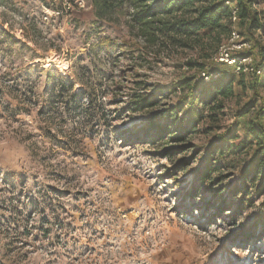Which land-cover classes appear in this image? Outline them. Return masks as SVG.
<instances>
[{
  "label": "rangeland",
  "instance_id": "1",
  "mask_svg": "<svg viewBox=\"0 0 264 264\" xmlns=\"http://www.w3.org/2000/svg\"><path fill=\"white\" fill-rule=\"evenodd\" d=\"M83 1L0 3V264H264V194L239 178L250 148L211 156L200 178L250 93L199 104L198 122L180 113L182 142L144 133L182 101L178 83L222 69L228 33L147 43L127 11L99 19ZM135 93L159 102L133 112Z\"/></svg>",
  "mask_w": 264,
  "mask_h": 264
},
{
  "label": "trees",
  "instance_id": "2",
  "mask_svg": "<svg viewBox=\"0 0 264 264\" xmlns=\"http://www.w3.org/2000/svg\"><path fill=\"white\" fill-rule=\"evenodd\" d=\"M5 1L0 0V3ZM87 1L92 7L94 16L99 19L114 12L127 11L138 37L147 43H155L160 38H169L185 47L208 39L214 32L229 33L233 24L230 21L231 11L226 2L234 4L237 9L235 26L248 37L245 41L251 43V51L244 52L242 55H254L255 66L261 73L253 77L236 75L228 66L219 64L218 67L222 69L211 72L212 76H209L207 81L193 83V78L184 79L177 85V88L185 92L182 101L164 112L160 111L158 115H152L147 121L144 133L152 143L165 140L182 142L194 125L189 123L184 125L182 120L179 122L180 113L190 112L196 116L195 121L198 122V118H202V111L196 108L199 104L214 110L222 108V101L225 99L238 96L239 93H250L248 100L234 112L233 125L213 137V143L210 144L206 154L208 162L200 178L204 181L213 172L211 156L224 158L232 149L241 150L248 146L250 155L239 171V178L244 183L249 182L258 192L264 194V99L261 95L264 90V41L254 39L258 31L264 35V0ZM256 7L260 9H255ZM100 42L107 43L108 46L116 45L106 39ZM187 64L198 71L207 68L205 63L189 62ZM62 81L64 82L60 79L61 85H63ZM131 98L128 108L133 112L152 109L159 102L157 94L135 93ZM184 105L187 110L184 109ZM240 125L244 137L238 139L236 133ZM173 151L175 150H166V154Z\"/></svg>",
  "mask_w": 264,
  "mask_h": 264
},
{
  "label": "built area",
  "instance_id": "3",
  "mask_svg": "<svg viewBox=\"0 0 264 264\" xmlns=\"http://www.w3.org/2000/svg\"><path fill=\"white\" fill-rule=\"evenodd\" d=\"M80 7H83L84 1L77 0ZM231 11L230 21L235 25L237 21V9L234 4L226 2ZM248 43L243 41L239 32L232 28L228 33L227 40L219 47L218 53L214 55L213 60L217 64H224L232 69V72L236 75L242 74L246 76H257L261 73L260 69L256 68L255 61L249 55H242L241 52L248 48ZM205 80H208L209 76L206 73L201 74Z\"/></svg>",
  "mask_w": 264,
  "mask_h": 264
}]
</instances>
